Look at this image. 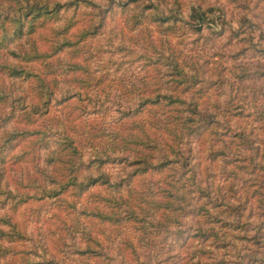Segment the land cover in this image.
Listing matches in <instances>:
<instances>
[{
  "label": "rangeland",
  "instance_id": "obj_1",
  "mask_svg": "<svg viewBox=\"0 0 264 264\" xmlns=\"http://www.w3.org/2000/svg\"><path fill=\"white\" fill-rule=\"evenodd\" d=\"M90 1L100 8L80 6L77 12L81 9V16L70 30L77 34L89 25L91 17L104 16L102 33L87 36L76 46L48 58L50 69L41 65L44 60L33 64L36 72H47L42 76L50 87L60 90V94L54 97L49 115L39 117L29 127L44 123L68 126L66 129L76 138L82 137L81 133L100 134L102 129L104 134L94 141L101 145L110 140L108 130L125 135L132 132L144 141L146 136L158 137L162 146L164 140H169L168 144L191 157V163L181 171L177 169L178 164L173 163L161 171L138 175L130 187L119 192L95 185L79 196L75 188L70 187L62 195L66 200L36 198L20 203L16 210L9 212V217L12 222H18V230L26 239L12 247L8 238H1L0 264H47L48 258L54 257L57 259L51 264H264V211L260 214L257 209L255 213H259L254 215L248 207L264 202V0ZM127 3L132 4L128 12ZM157 5L167 12L173 10L171 15L183 21L171 27L164 25L168 33L161 32L162 27L151 19L145 25L134 21L126 23L125 19L133 10L145 6V12L152 11ZM196 11L207 13V23L201 30L193 26L196 21L192 16ZM71 13L50 19L46 26L38 28L40 35L36 39L40 50H52L54 40H59L54 26ZM77 38L71 36V40ZM77 61L85 69L70 72L67 62ZM175 64L187 78L182 80L176 74ZM170 73L175 76L171 77ZM190 73L196 74L195 81ZM31 84L35 85V80ZM68 88L83 93L61 104V93ZM159 92L169 93L175 99L163 95L158 103L147 104L128 117L118 110L120 104L136 106L139 96L156 98ZM95 93L102 103L89 102L87 96L93 97ZM180 99L195 101L189 109L193 114L197 107L200 120V133L182 139L178 135L183 116ZM210 114L217 116L220 122L207 126ZM169 117L174 121H169L167 129L152 126V122L159 123ZM11 120L0 132L11 129L15 121ZM20 124L25 128L23 122ZM221 137L233 143V149L227 153L221 152L227 145ZM26 145L31 150L23 158L12 155L22 150L21 142L17 140L14 145H8L4 167L9 175L17 174V178L22 179L20 191L31 192L34 186L29 185L28 179L34 174L41 178L45 162L39 146L29 142ZM130 145L134 151L144 148L134 143ZM167 150L170 152L172 148ZM152 151L156 153V149ZM189 164L195 169L191 179L186 181L183 173L190 178L193 170L186 171ZM57 166L55 173L59 177L69 174L62 163ZM109 168L119 172L116 165ZM83 174L87 173L79 172L80 176ZM230 182L235 183L233 195L228 190ZM213 186L218 194H228L232 200L237 196L242 198L243 208L237 205L232 210V205H225L229 211L219 216L223 221L212 225L214 219L210 215L197 218L194 210L214 196ZM255 187L262 190L261 193L254 192ZM207 188L210 196L201 201L200 196L206 194ZM179 194L183 198H178ZM5 195L7 193L0 195V213L11 206V200ZM117 196L127 198L128 203L134 201L137 218L127 220L122 219L125 215H120L121 220L117 222L90 216L96 209L113 212ZM231 202L236 205L239 199ZM190 208L194 209L190 211ZM186 212L192 216H183ZM179 219L182 221L176 222ZM224 224L227 227H223ZM79 225L91 230L94 239L90 244L97 248L103 246L105 256L94 258L90 254L75 253L85 246ZM207 227H210L207 234L213 232L214 237L204 235ZM5 248L10 250L5 251Z\"/></svg>",
  "mask_w": 264,
  "mask_h": 264
},
{
  "label": "trees",
  "instance_id": "obj_2",
  "mask_svg": "<svg viewBox=\"0 0 264 264\" xmlns=\"http://www.w3.org/2000/svg\"><path fill=\"white\" fill-rule=\"evenodd\" d=\"M0 3V128L6 126L11 119V121L15 120L10 130L7 128L4 132H0V195L7 193L5 196L11 200L9 210L0 213V239L3 237L8 238L9 242L12 243V247L14 245V247H17L15 243L26 239V236L21 234L18 230L20 229L18 222H12L9 217V212L16 210L17 207L20 206V203H27L36 198L46 199L56 197L57 199L58 197V200H64L65 198L62 195L70 187H74L79 196L88 192V190L95 185L107 186L114 192H119V190L124 187H130L133 179L138 175L151 171H161L162 169L172 166L173 163L174 165L178 164L177 169L179 171L186 166L188 167V163H191V157H186L179 148H174L172 145L168 144L170 142L169 140H164L165 145L162 146L158 137L155 139L151 136H146V140L144 141L143 138H136L132 132H128L125 135L117 130H108L106 133L110 136V140L108 142H101V145L94 141H97L96 138L104 134V130L102 129L100 134L91 133L87 135V133H81L82 137L76 138L66 129L68 126L64 127L63 125L44 123L39 127H29V125L35 124L39 120V117L49 115L50 108L55 100L54 97L56 98V94H60V90L56 91L50 87L46 79L42 76L47 72H36L33 64L39 60H44L41 65L50 69L51 63L47 60L48 58L59 55L68 47L76 46L87 36H99L104 27L105 17H91L89 25L79 30L77 34H74L70 29L74 27L76 21H78L81 16V9L77 12L80 6L85 5L86 8L92 7L99 9L100 5L90 0H65L64 3L58 0H0ZM131 5V3L126 4L128 7L126 10L127 12ZM144 8L145 6L137 11L133 10L127 19H125L126 23L134 21L136 22L135 24L145 25L147 20L151 19L153 23H156L158 27L161 26L163 29L164 25H166L165 27H171L174 26L177 21H183V19L171 15L173 10L167 12V10L161 9L159 5L155 6L152 11L148 9V11L145 12ZM71 11H73V13H71ZM66 13L71 14L66 18H62V21H58L57 25L54 26L55 36L59 37V40H54L52 50H40L36 39L37 35H40L38 28L46 26L49 22L48 20L57 19L58 16H62ZM83 15H85V13ZM192 18L196 21L193 26H195L197 30H201L207 23V13L204 11H196V14L192 16ZM167 22L169 23L166 24ZM9 23L11 24L9 25ZM162 29L160 28L161 32L168 33L167 30ZM73 35L78 38L76 40H71V36ZM67 64V68L70 72L85 69V66L79 61L67 62ZM174 69L176 74L181 76L182 80L188 77L176 64ZM170 74L167 75L171 77L175 76L172 75L173 73ZM190 74H193L192 80L197 78L195 73ZM33 80H35V85L31 84ZM100 80L102 79H99V81ZM36 90L37 94H34ZM77 93L81 95L80 93L83 92L69 88L64 90L60 96V101H62L61 104L66 103L69 97ZM144 95L139 96V102L136 106H130V104L124 106L120 104L118 105V110L121 111V114L124 113L125 116L128 117L137 114L141 111V108L147 104L152 105L158 103L157 101H159L163 95L164 97H173L171 94H165L163 92H159L156 98H152L151 95ZM87 97L90 103L96 104L103 102L97 93L94 94V98L91 95ZM173 99L175 98L173 97ZM178 102H181L183 105L180 107L183 111V116H181V121L179 122L181 127L178 131L180 139L184 136H190L192 133H200L198 126L200 120L197 116L199 113L198 108L195 107L196 111L193 114L192 110L189 109L192 105H195V101L180 99ZM171 118L172 117H169L167 120H160L159 123L154 121L152 122V126L163 130L167 129L169 121H174ZM21 122L25 124V128H21ZM215 122L218 123L220 121L217 116L210 114L207 120V126ZM206 129H208V127H206ZM169 131L172 133V130ZM159 137L163 138L162 136ZM221 138L224 144H227L225 146L226 150L223 148L224 150L221 152L227 153V151L232 150L233 143L229 142L231 139L225 142V138ZM17 140L22 143V150L12 154L14 158L18 156L19 158H23L25 154L30 152L31 147L27 148L26 145L27 142H29V144L33 143L40 147V155L42 156L43 162H45V168L41 172V178L34 174L28 179L29 185L33 183L32 185L34 186V190L31 192L20 191L19 186L23 184L22 179L17 178V174L13 176L9 175L4 167L6 165V156L4 152L9 147L8 145H14ZM131 143L143 145L144 148L141 151H134L130 145ZM168 147L172 148L170 152L167 150ZM153 149H156V153L152 151ZM172 152L174 154H172ZM179 158L182 159V162ZM185 160L187 161L184 162ZM59 163H62L65 169L69 171V174H63V178L55 173ZM37 164L36 162L35 165ZM114 165L119 167V172L115 173L113 168H109ZM189 165L190 168L186 171H190L191 168L193 170L190 173V178H186V175L183 173L184 180L186 181L191 179L195 169L193 164ZM93 169L97 171L95 174L91 172ZM79 172H86L87 174L80 176ZM228 177L231 176L228 175ZM234 186V182L228 184L229 193L231 191L232 195ZM244 186L245 189H247V186ZM213 189L214 196H211L208 201H205L202 207L199 206L194 210V217L197 218H201L203 214L210 215L214 219L211 221L212 225L215 222L223 221L219 219V216L223 217L222 215L228 213L226 211H229V208L224 207L225 205L228 207L232 205V210H235V206L237 205L243 208L242 198L239 196L232 200V196L228 194H218L215 186H213ZM260 191L262 190H259L257 187L254 188V192L258 194L261 193ZM205 192L206 194H203L204 196H200L201 201H204L206 196H210L208 188ZM178 198H183L182 194H179ZM237 199H239L238 204H232L231 201L235 202ZM126 200L127 198L125 197L121 199L117 196L114 198L117 207L113 212L104 213L96 209V212H93L90 216H99L100 218L117 222L121 220L119 217L120 215H125V218L122 219L127 220L137 218V214H135L136 212L133 210L135 209L134 201L132 200L131 203H128ZM191 200H193V198ZM227 202L229 203L226 204ZM209 204L213 206L210 208V206H208ZM248 207L253 210L254 215H258L259 212L261 214V212L264 211V202L261 201L260 205L258 204L257 207L255 204L248 205ZM194 208H192V210ZM199 208L206 212H200ZM245 209H247V206L244 210ZM257 209L259 212L255 213ZM192 210L190 208V211ZM236 210H239V208ZM184 213L183 216L185 217L188 215L192 216L190 212H186L187 214ZM181 221L180 219L176 220V222L179 223ZM225 226L227 227V224H224L223 227ZM78 228L79 234H82L84 237L83 241L85 246L75 250V253L90 254L94 258H102V256H105L106 253L103 246L97 248L90 244L91 240L94 239L91 230L81 225H79ZM201 228L202 226L200 229ZM207 229H205L203 233L207 235L208 238L216 235L213 232L207 234L208 231H210V227H207ZM70 233L72 234L73 232L70 231ZM96 239L95 237V241L97 242ZM262 239L264 240V236H262ZM12 249L14 251L16 249V252L18 251L17 248ZM9 250L10 249L5 248V251ZM254 253H256V251ZM54 258L57 259L56 257ZM54 258H48L46 263L51 264V261L54 262ZM14 263L16 262H13V264ZM258 264H261V262Z\"/></svg>",
  "mask_w": 264,
  "mask_h": 264
}]
</instances>
